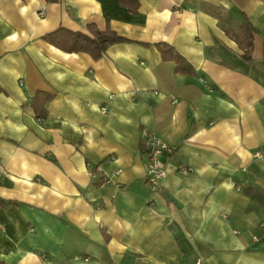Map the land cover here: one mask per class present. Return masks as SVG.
I'll list each match as a JSON object with an SVG mask.
<instances>
[{
	"label": "crops",
	"instance_id": "obj_1",
	"mask_svg": "<svg viewBox=\"0 0 264 264\" xmlns=\"http://www.w3.org/2000/svg\"><path fill=\"white\" fill-rule=\"evenodd\" d=\"M89 25L127 40L45 38ZM144 129L168 145L159 191ZM198 261L264 264V0H0V263Z\"/></svg>",
	"mask_w": 264,
	"mask_h": 264
},
{
	"label": "trees",
	"instance_id": "obj_2",
	"mask_svg": "<svg viewBox=\"0 0 264 264\" xmlns=\"http://www.w3.org/2000/svg\"><path fill=\"white\" fill-rule=\"evenodd\" d=\"M121 3L130 11L135 12L139 0H121ZM89 30L90 34L59 27L46 33L45 38L65 51H84L89 53L93 58L100 57L110 44L127 40L110 28L100 30L89 25ZM236 42L242 50V56L250 60L252 58L253 34L252 27L248 21L241 23L240 32L236 36ZM160 50L164 58L175 59L181 66L185 67L182 57L172 47L167 46L164 48L162 46Z\"/></svg>",
	"mask_w": 264,
	"mask_h": 264
},
{
	"label": "built area",
	"instance_id": "obj_3",
	"mask_svg": "<svg viewBox=\"0 0 264 264\" xmlns=\"http://www.w3.org/2000/svg\"><path fill=\"white\" fill-rule=\"evenodd\" d=\"M43 7L39 11V15L43 14ZM104 109L105 107H101ZM142 135L144 138V145H145V157H146V164H145V178L149 188L152 191H159L161 188V179L165 174V169L161 164L160 161V154L161 152L167 148V143L158 135L153 133L148 129H144L142 131ZM181 171H187L189 167L180 165L178 167ZM109 181L108 178L105 179ZM196 264H200L198 261Z\"/></svg>",
	"mask_w": 264,
	"mask_h": 264
},
{
	"label": "water",
	"instance_id": "obj_4",
	"mask_svg": "<svg viewBox=\"0 0 264 264\" xmlns=\"http://www.w3.org/2000/svg\"><path fill=\"white\" fill-rule=\"evenodd\" d=\"M173 201H175L176 202V199L172 196V195H170V194H168V193H166Z\"/></svg>",
	"mask_w": 264,
	"mask_h": 264
}]
</instances>
